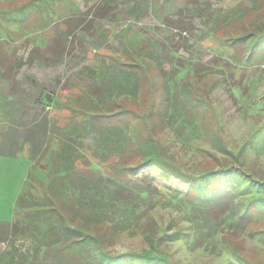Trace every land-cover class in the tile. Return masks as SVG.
Listing matches in <instances>:
<instances>
[{
    "label": "rangeland",
    "instance_id": "rangeland-1",
    "mask_svg": "<svg viewBox=\"0 0 264 264\" xmlns=\"http://www.w3.org/2000/svg\"><path fill=\"white\" fill-rule=\"evenodd\" d=\"M98 1L0 0V45L13 46L19 59L35 57L11 81L0 78V129L9 128L6 93L15 97L17 117L77 127L85 149L97 130L114 129L125 142L103 162L87 164L79 154L77 175L107 172L129 182L147 174L165 197V205L161 198L148 207L136 238L103 223L87 228L81 242L77 231L87 226L80 224L63 245L76 256L95 249L108 264L120 261L107 253L139 254V264H264V0H108L107 13L87 17L85 30L73 35L72 17L85 19ZM55 36L64 53L49 52L39 64ZM181 63L187 66L177 72ZM89 67L136 73L138 96L103 97ZM43 92L53 93L51 102L39 99ZM168 105L173 115L164 123ZM61 144L55 140L36 166L32 186L64 212L51 174L61 169ZM29 149L0 155V223L15 218L32 166ZM6 247L1 243L0 255Z\"/></svg>",
    "mask_w": 264,
    "mask_h": 264
},
{
    "label": "trees",
    "instance_id": "trees-1",
    "mask_svg": "<svg viewBox=\"0 0 264 264\" xmlns=\"http://www.w3.org/2000/svg\"><path fill=\"white\" fill-rule=\"evenodd\" d=\"M108 6V0H100L82 14L80 18L85 19L72 17V20L78 23L71 30L73 35L78 36V32L82 29L85 30L86 26L84 27V25L93 18L92 15L98 16L107 13ZM164 22L168 23L170 27L168 20L165 19ZM176 27L185 29L179 25ZM55 37L54 42L50 45L48 42L44 46L46 51L38 59L39 64L47 60L46 55L49 52L59 53L61 48H65L61 43L62 36ZM11 49L13 46L7 49L0 45L1 80L11 81L13 75L19 74L24 66L28 64L29 67H32L34 65L35 57L32 52L26 58L19 59L15 51H10ZM175 52V50H170L169 54L173 59H179V55ZM59 54L61 55V53ZM154 55L157 61L163 58L161 55ZM175 65L177 72L187 66L186 63ZM90 68L89 70H91ZM92 69L91 72L97 80L96 91L104 93L103 97H106L105 93L112 97L119 95L120 92H130L131 96H138L141 78L136 73L120 69ZM100 82H102L101 85H99ZM103 89L104 91L101 92ZM53 96L51 92H43L39 99L47 100L45 103H48L52 101ZM101 97L99 96V98ZM6 98L7 102L9 100V105L7 114L2 117L8 123L9 128L0 129V155L15 158L23 152L26 145H29L32 166L14 207V220L0 223V245L1 243L8 245L7 251L2 248L4 251L0 255V264H108L98 258L99 254L95 249L88 248L76 256L70 246L63 245L67 238L73 237V234L66 237L69 229L77 231L80 224L87 226L85 230L77 231L83 235L80 236L81 242L88 236L84 235L87 228L89 230L90 226L103 223L109 224L115 233H127L131 238H136L140 233V227L149 218L148 207L151 208L154 205V209L155 204L159 205L158 201L161 198L163 204H166L162 192L147 182L153 181L152 177L147 174L129 182H122L117 175L109 176L107 172H103L100 176L77 175L75 162L78 160L79 154L84 152L81 156L87 164L103 162V159H108L111 154L116 153L117 147L125 142L123 134H118L114 129L97 130L99 133H97L96 139L94 138V142L85 149L79 143L81 133L77 127L59 128L55 123L52 125L48 123L46 118L43 119L44 123L40 122L39 116L27 118L24 115H18L17 117L10 105L12 100L16 101L15 97L6 93ZM170 103L174 106V101H170ZM171 109L172 106L168 105L164 117L162 116L164 123L170 122L173 115ZM89 110H93V105ZM23 119L28 120L26 124L22 123ZM55 140L62 141L59 155L56 153V157L61 162V169L59 172L51 174L60 186L59 193L60 199L64 203V212L56 206L55 201H50L47 198L46 200L44 196L38 195L32 186L34 170L51 149ZM95 142H97V147L93 146ZM94 149L97 150L96 155L91 156L89 151L92 152ZM126 170L137 174L135 168L128 167ZM216 172L218 171L207 175L216 174ZM118 210H121L120 216L117 215ZM171 222L173 224L174 219L173 221L171 219ZM3 253H7V259L4 258ZM107 254L109 257L118 256L117 260L120 261L118 264H139V260H141L137 259L139 254L136 253H130L132 254L130 257L119 256L120 253ZM132 258H135L134 263L130 262Z\"/></svg>",
    "mask_w": 264,
    "mask_h": 264
}]
</instances>
